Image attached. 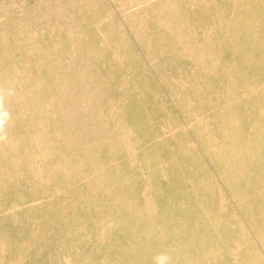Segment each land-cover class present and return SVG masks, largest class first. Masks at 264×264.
<instances>
[{"label": "bare ground", "instance_id": "6f19581e", "mask_svg": "<svg viewBox=\"0 0 264 264\" xmlns=\"http://www.w3.org/2000/svg\"><path fill=\"white\" fill-rule=\"evenodd\" d=\"M0 264H264V0H0Z\"/></svg>", "mask_w": 264, "mask_h": 264}, {"label": "clouds", "instance_id": "9594fccd", "mask_svg": "<svg viewBox=\"0 0 264 264\" xmlns=\"http://www.w3.org/2000/svg\"><path fill=\"white\" fill-rule=\"evenodd\" d=\"M3 116H6V114L0 115V126L4 123ZM171 260L172 257L167 253H161L154 257L155 264H171Z\"/></svg>", "mask_w": 264, "mask_h": 264}]
</instances>
